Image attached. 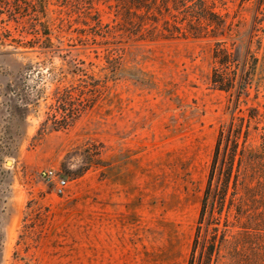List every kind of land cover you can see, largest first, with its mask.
I'll use <instances>...</instances> for the list:
<instances>
[{
  "label": "rangeland",
  "instance_id": "obj_1",
  "mask_svg": "<svg viewBox=\"0 0 264 264\" xmlns=\"http://www.w3.org/2000/svg\"><path fill=\"white\" fill-rule=\"evenodd\" d=\"M202 1L222 37H167L185 24L161 0L134 27L124 0H0V264H188L235 101L211 85L218 43L248 74V146L264 141V3Z\"/></svg>",
  "mask_w": 264,
  "mask_h": 264
},
{
  "label": "trees",
  "instance_id": "obj_2",
  "mask_svg": "<svg viewBox=\"0 0 264 264\" xmlns=\"http://www.w3.org/2000/svg\"><path fill=\"white\" fill-rule=\"evenodd\" d=\"M251 0H241V3ZM260 4L264 0H259ZM126 19L134 27L132 17L145 18L155 9L157 0H124ZM164 9L179 24H169L164 30L169 38L200 39L201 22L209 23L218 31L215 38L230 30L226 21L211 12L205 1L161 0ZM171 2V3H170ZM191 5L188 6L187 3ZM172 4V7L170 4ZM145 16H139L141 10ZM172 11L178 15L173 16ZM212 15L215 19H210ZM151 18V17H149ZM144 22L137 24L142 31ZM221 43L214 51L215 64L211 85L214 89L231 94L235 91L233 113L228 127L219 130L211 164L202 192L200 211L195 226L188 264H264V141L260 148L248 146L251 121L249 115L236 117L242 92L246 90L248 74L244 70L235 75L230 68L232 55ZM245 69V67H244ZM76 110L66 111L63 121L75 119Z\"/></svg>",
  "mask_w": 264,
  "mask_h": 264
},
{
  "label": "built area",
  "instance_id": "obj_3",
  "mask_svg": "<svg viewBox=\"0 0 264 264\" xmlns=\"http://www.w3.org/2000/svg\"><path fill=\"white\" fill-rule=\"evenodd\" d=\"M41 176L46 180L57 181V187L59 190L64 188L66 185V182L61 177H58L53 170L45 171Z\"/></svg>",
  "mask_w": 264,
  "mask_h": 264
},
{
  "label": "bare ground",
  "instance_id": "obj_4",
  "mask_svg": "<svg viewBox=\"0 0 264 264\" xmlns=\"http://www.w3.org/2000/svg\"><path fill=\"white\" fill-rule=\"evenodd\" d=\"M10 164V163H9ZM11 165V164H10Z\"/></svg>",
  "mask_w": 264,
  "mask_h": 264
}]
</instances>
